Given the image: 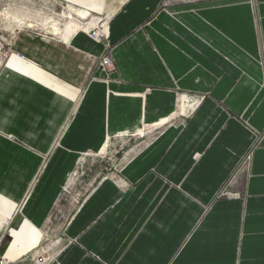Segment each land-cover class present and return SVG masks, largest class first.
Returning <instances> with one entry per match:
<instances>
[{
    "label": "crops",
    "instance_id": "crops-1",
    "mask_svg": "<svg viewBox=\"0 0 264 264\" xmlns=\"http://www.w3.org/2000/svg\"><path fill=\"white\" fill-rule=\"evenodd\" d=\"M63 1L94 24L105 0ZM101 24L100 42L64 27L0 71L1 257L34 264L63 221L50 236L74 243L52 264H264V0H124ZM138 138L126 191L103 182L51 215L80 154ZM52 147L62 175L14 211Z\"/></svg>",
    "mask_w": 264,
    "mask_h": 264
},
{
    "label": "rangeland",
    "instance_id": "rangeland-1",
    "mask_svg": "<svg viewBox=\"0 0 264 264\" xmlns=\"http://www.w3.org/2000/svg\"><path fill=\"white\" fill-rule=\"evenodd\" d=\"M123 1L105 0L102 3L100 12L92 14L95 22L97 21V26L93 27L92 31L100 28L101 23L104 24L120 8ZM166 6V4H161L162 9H165ZM82 10L83 8L69 4L63 0H0V71L9 60L15 58L22 51L23 53H25L24 51H32L35 39L41 38L46 41L65 42L59 35L54 34L55 27L61 30L64 27H75L72 25L74 21L77 26L81 27L80 24H85V26L89 27L91 25L90 21H92L89 18L90 14L79 17L78 11ZM68 14H71L72 17L68 18ZM112 70L105 72L109 73ZM64 126L65 123L62 127L64 128ZM145 143L146 140L138 138L131 140L130 146L127 144V147L120 144V146L114 148H108L107 146L100 153L80 154L79 162L73 165L70 175L60 187V200L57 201L51 215L55 217L61 215L67 216L74 210L76 204L81 199L89 192L94 191L103 182L112 183L119 190L126 191L130 183L121 177L120 173L127 163L144 149L147 145ZM56 149L55 147L47 149L49 150L47 153L39 156L40 162L37 163L35 168L31 172L30 170L27 171L28 173L26 172L24 180L16 187L18 191H23L21 199L18 203L11 200L15 205L13 206L15 207L14 211L20 209V206L25 202L27 197L33 191H37L42 182L46 186L59 179V175H62L66 165L56 163L55 166L51 163ZM27 150L34 153L31 151L33 149ZM4 220L0 218V224L3 221L0 228L1 247L4 246V242H6L5 246H7L12 241L11 236L7 238L6 234L9 233L4 232L5 228L8 229L7 226L5 227ZM50 222L48 230H37L40 236L36 246L43 255L54 261L65 248L74 243V240L65 237L59 239L52 238L50 234L58 232L63 226V221L59 224H52ZM21 223V219L15 221L9 226V229L18 230ZM29 249L28 253L34 248Z\"/></svg>",
    "mask_w": 264,
    "mask_h": 264
},
{
    "label": "built area",
    "instance_id": "built-area-1",
    "mask_svg": "<svg viewBox=\"0 0 264 264\" xmlns=\"http://www.w3.org/2000/svg\"><path fill=\"white\" fill-rule=\"evenodd\" d=\"M100 29L101 26L99 29L89 32L90 37L96 42H100L102 40V33ZM16 59L21 61L23 60V57L20 55H16ZM99 67L104 73H106L105 71H110L111 69H113L110 53H107V55L101 58L99 62ZM0 264H9V261L6 260L4 257H0ZM34 264H52V261L50 258H47L45 256H40L37 258Z\"/></svg>",
    "mask_w": 264,
    "mask_h": 264
},
{
    "label": "bare ground",
    "instance_id": "bare-ground-1",
    "mask_svg": "<svg viewBox=\"0 0 264 264\" xmlns=\"http://www.w3.org/2000/svg\"><path fill=\"white\" fill-rule=\"evenodd\" d=\"M90 16V15H89ZM67 17L68 18H70V17H72L71 16V14H68L67 15ZM80 17V16H79ZM82 18H85V17H82ZM75 22V21H74ZM72 23V25L73 26H75V27H77V28H79V29H81L82 31L84 30V31H91L92 29H93V27H95L96 26V22L94 23V24H91L89 27H87V26H85V24H80L81 25V27L80 26H77V24L76 23ZM54 34H57V35H59V34H61V29H58V28H54ZM95 42V41H94ZM1 225V224H0ZM1 228V227H0Z\"/></svg>",
    "mask_w": 264,
    "mask_h": 264
}]
</instances>
